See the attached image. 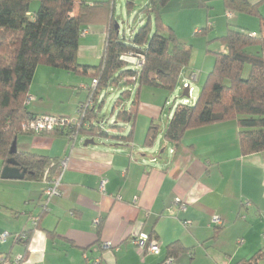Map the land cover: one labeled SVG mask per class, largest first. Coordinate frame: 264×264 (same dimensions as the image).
Wrapping results in <instances>:
<instances>
[{"label": "crops", "instance_id": "obj_1", "mask_svg": "<svg viewBox=\"0 0 264 264\" xmlns=\"http://www.w3.org/2000/svg\"><path fill=\"white\" fill-rule=\"evenodd\" d=\"M219 1L223 2L205 0L206 12L198 0H169L162 10L164 22L180 42L189 45L180 32L204 29L197 44L202 50L196 48L193 52L191 48L188 66L179 75L182 83L188 81L192 71L198 72L196 82L207 76L213 66V53L224 50L218 37L230 25L253 33L259 30L257 18L237 13L219 18L218 23L209 21ZM260 12L264 18V5ZM105 36L104 25L84 29L78 62L96 64ZM67 76H72L69 85L73 87L91 82L88 76L75 77L63 69L38 66L29 90L35 98L29 110L34 114H73L77 104L86 100V89L82 88L85 97L71 91L77 100L70 99L67 104L43 103L48 90L63 86ZM35 82L37 88H33ZM167 92L161 87L139 88L133 141L128 145H115L107 139L84 145L89 138L79 136L70 141L64 137L18 134L17 151L65 157L67 169L61 195L54 197L49 210L43 212L40 178H2L4 166L0 160V233L8 231L6 240L0 242V254H24L33 264H162L167 246L177 242L181 252L172 257L173 264H197L198 254L202 255L200 264H234L262 249L264 151L241 154L234 121L188 130L179 143L167 141V123H158L168 104ZM169 110L167 122L172 115ZM151 121L159 125V132L147 147L143 140ZM176 198L186 205L185 210ZM34 215L40 216L36 227L30 221ZM215 216L221 220L219 225L212 223ZM21 233H28L25 244L14 239ZM142 233L160 244L159 254L135 247L133 239ZM106 242L109 246L103 248ZM257 264H264V256Z\"/></svg>", "mask_w": 264, "mask_h": 264}, {"label": "trees", "instance_id": "obj_2", "mask_svg": "<svg viewBox=\"0 0 264 264\" xmlns=\"http://www.w3.org/2000/svg\"><path fill=\"white\" fill-rule=\"evenodd\" d=\"M132 1L129 0V6ZM198 1L200 6L207 8L205 0ZM222 1L226 13L230 14L228 17L234 13L255 17L259 21V30L253 33L230 25L218 37L224 50L213 54V66L195 102L181 101L174 108L164 129V138L179 143L188 130L234 121L241 154L263 152L264 18L260 8L264 0L256 3ZM168 2L147 0L140 6L138 12L146 15V21L126 40L115 26L112 12L115 0H0V160L3 166L12 157L20 169L26 170L24 179L37 180L45 167L58 159L17 150L9 153L12 142L22 133V126L41 115L32 113L29 103L25 102L30 97L29 88L38 66L59 68L91 78L90 84L80 85L88 92L85 101L90 98L93 104L83 119L87 124L78 128V137L107 139L115 145L131 144L139 88L152 86L174 90L191 57V47L180 42L172 27L163 20L162 10ZM92 25L106 27L104 48L98 64H81L77 58L79 40L84 29ZM140 56L144 57V62L137 67L136 60ZM126 58L133 60L130 67ZM93 80L97 81L95 87ZM113 87H121L122 92L114 103L115 122L108 124L99 116L97 105L100 93ZM130 98V107L125 110L123 101ZM158 132L159 125L151 121L143 145L151 146ZM30 134L67 138V133L60 129ZM18 235L19 238L14 237L16 241L24 244L28 241V233ZM167 248L166 257L181 252L177 242L170 243ZM263 256L264 247L250 258L234 264H257Z\"/></svg>", "mask_w": 264, "mask_h": 264}, {"label": "rangeland", "instance_id": "obj_3", "mask_svg": "<svg viewBox=\"0 0 264 264\" xmlns=\"http://www.w3.org/2000/svg\"><path fill=\"white\" fill-rule=\"evenodd\" d=\"M86 1L94 2V1H99V0H86ZM146 1L147 0H133L132 5L129 6V4H128L129 0H115V6H114V10L112 12H113L114 20L116 22L115 24L118 26L119 35L121 37H124V39H126V40L129 39L134 34L137 27L146 21V15L142 14L141 12H138L140 6H142ZM222 3L223 2L219 1V3L216 4V8H214V14L209 19V21H211V22L215 21L216 23H218V21H216V20H218L219 18L225 17V16L228 17L227 13L224 12V10H223L224 5ZM33 6L36 7L37 3H33ZM202 9H204L205 12L207 10L206 7H204V6H202ZM215 11H216V14H215ZM172 18H174V17H172ZM207 33H204V36ZM180 34L184 38H186L185 40L187 42H189L188 46H190L191 43L195 44V46H193V47L190 46L192 48L193 52L196 51V48H197V50H202V47L197 45L201 41L200 38H203V35H201L202 34L201 30L198 32L193 31V30H186L185 32H180ZM125 60L128 62V66L130 67L133 60L131 58H126ZM96 62H95L96 64L99 63V61H96ZM247 71H248V67H246V69H245V75H246ZM73 74H75V73H73ZM75 77H76V74H75ZM205 78L200 80V82H192L191 83V86L193 87V92L190 95V97L188 98L187 96L184 97L182 95V89L181 88H182L183 83L180 82L181 78L179 77L178 82L180 84L178 86H176L173 91L167 92L168 104L165 105L163 115L161 116V121L158 123H167V114L170 112L169 109H171L172 110L171 112H173L174 108H176V106L181 103L183 98H188L189 104H193L198 97V94L201 90L202 84L205 81ZM71 79H73L72 76H67V78L65 80H63L65 82V84L63 86L55 87V88L51 87L48 90V95H46V97L44 98L43 103L45 104V102H47L49 104H56V103L67 104L71 100H73V101L77 100V98L74 99V95L71 91H76V92H78V95L80 97H83V96L85 97L86 92L82 88L73 87V86L69 85V80H71ZM37 86H38V84H37V82H35L33 84V88H37ZM40 88H42V82H40ZM58 88H60V90ZM29 90H30V88H29ZM121 90H122L121 87H113L111 89H108V90L100 93V100H99V103L97 105V108H99V116L105 118L106 122L108 124H113L115 122L114 113L116 112V110L113 111L114 103H115L116 99L118 97H120V94L122 92ZM132 97L133 96H131V98ZM30 98L32 101H34V99H35L33 96H30ZM131 98L125 99L123 101L122 107L125 110L130 107ZM77 107H78V104L75 108L74 113L70 114L67 117H74L76 115V112H77ZM41 115H43V114H41ZM45 115H53V114H45ZM28 134H30V133H28ZM81 137H84V135H81ZM4 232L8 233V231H3L0 233V235ZM201 259H202V255L198 254L197 260H196L197 264H200ZM26 264H33L31 259H29V257L28 258L26 257Z\"/></svg>", "mask_w": 264, "mask_h": 264}, {"label": "built area", "instance_id": "obj_4", "mask_svg": "<svg viewBox=\"0 0 264 264\" xmlns=\"http://www.w3.org/2000/svg\"><path fill=\"white\" fill-rule=\"evenodd\" d=\"M230 14L227 13V16ZM144 62V57L140 56L136 60L137 67H140ZM198 80V72L192 71L188 77V81H185L182 84V91L187 89L188 98L193 92V87L191 86L192 82H196ZM97 81L93 80L92 86H96ZM185 97V96H184ZM188 98H183L182 102H188ZM31 101V98L26 99V103L28 104ZM93 100L88 98L87 101L79 104L77 107V112L74 117H60L53 115H37L29 122L22 126V133H49L54 129L63 130L67 136V139L70 141H75L78 138V128L81 125L85 126L87 123L83 121L84 116L87 112V109L92 106ZM67 169V158L62 157L57 159L56 161H51L44 169L40 180L43 184L42 189V199H41V209L43 212L49 210L48 204L50 201L62 193V185L64 181V174ZM104 181L100 182V190H103ZM176 202L180 205L182 210L186 209V205L180 201V199L176 198ZM249 204V202H247ZM264 217V213H263ZM31 224L36 227L39 224L40 216L34 215L30 217ZM185 225L189 224V221H183ZM212 223L215 225H219L221 220L218 217L212 218ZM8 233L4 232L0 235V242H4L6 240ZM23 237V236H22ZM15 238H19V235H16ZM133 244L135 247L141 252H148L151 254H159L161 251L160 244L153 238H150L147 234L142 233L138 237L133 239ZM109 243H102V247H108ZM88 260L87 257H85ZM172 257H166L162 264H173ZM0 264H26V257L24 254H17L14 256H9L6 254H0ZM95 264V263H94Z\"/></svg>", "mask_w": 264, "mask_h": 264}, {"label": "water", "instance_id": "obj_5", "mask_svg": "<svg viewBox=\"0 0 264 264\" xmlns=\"http://www.w3.org/2000/svg\"><path fill=\"white\" fill-rule=\"evenodd\" d=\"M116 27H118L115 24ZM183 96H188L187 89H184L182 91ZM93 139L89 138L84 141V145L93 144ZM16 152V141L14 140L12 142V145L10 147L9 153L13 154ZM26 170L20 169L17 166V162L14 160V158L10 157L6 160L5 166L1 170V177L6 179H22L25 176Z\"/></svg>", "mask_w": 264, "mask_h": 264}]
</instances>
